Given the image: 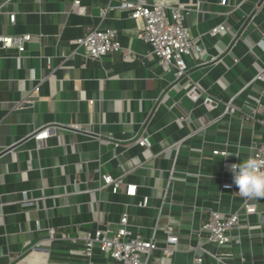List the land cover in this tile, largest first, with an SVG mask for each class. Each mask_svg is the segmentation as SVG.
I'll return each instance as SVG.
<instances>
[{"label":"crops","instance_id":"crops-1","mask_svg":"<svg viewBox=\"0 0 264 264\" xmlns=\"http://www.w3.org/2000/svg\"><path fill=\"white\" fill-rule=\"evenodd\" d=\"M75 1L0 0V36H31L21 53L0 45V264H114L86 258L78 237L115 230L124 214L162 244L175 227L174 252L156 249L150 264H264V198L250 199L256 212L243 213L233 242L219 247L202 229L212 210L243 209L238 188L221 185L264 144V113L252 110L264 105V0H164L187 6L185 24L205 49L178 84L137 37L139 22L113 7L119 0ZM96 27L115 30L123 51L90 59L74 40ZM241 33L249 43H234ZM195 82L216 108L187 96ZM144 122L150 146L134 142ZM99 172L121 190L103 187Z\"/></svg>","mask_w":264,"mask_h":264},{"label":"built area","instance_id":"built-area-1","mask_svg":"<svg viewBox=\"0 0 264 264\" xmlns=\"http://www.w3.org/2000/svg\"><path fill=\"white\" fill-rule=\"evenodd\" d=\"M119 4L113 6L129 13V16L138 21L140 26L137 29V37L146 41L152 47V54L158 58V62L163 70V75H172L174 81L172 84H178L181 80L188 78L190 64L188 57L205 51L204 47L197 43L190 29L185 24L186 11L185 4L170 3L159 0L153 4L145 3L140 0H119ZM225 0H222L224 4ZM80 1L74 2V7L79 8ZM107 13L106 10L101 12ZM11 22H15V16H11ZM226 28L223 25L213 28L211 36L222 34ZM249 43L247 38L241 33L234 37V43L239 40ZM31 40L29 34L23 36H0V45L3 48H17L19 53L25 51L26 42ZM79 46L87 50L88 57L92 60L102 58L108 53H118L123 51L118 33L115 30L96 27L87 35L74 40ZM127 58L130 53L125 54ZM220 55L211 58L212 63L219 62ZM257 80L264 81V74L259 73ZM196 83V84H195ZM194 85L187 91V96L193 101L203 97V103L209 108H216L217 101L210 95H204L199 89V84ZM39 91V86L35 92ZM234 111V107L231 108ZM254 115L264 113V105L258 101L252 108ZM184 117H182L183 119ZM147 131V122L142 124L141 130L137 134L135 141L142 146H150V139ZM50 136V130L39 131L35 138L39 141L47 139ZM214 154H225L219 150H214ZM248 157H253L259 161H264V144L253 146V150ZM100 173V172H99ZM103 187H110L113 193H118L123 183L110 174L100 173ZM137 186L126 184L125 191L128 195L136 194ZM222 190L237 189L234 180L225 182L221 185ZM148 198L138 203V206H147ZM256 212V205L246 198L243 209L237 211L222 212L212 210L208 219L203 223L202 229L207 234L208 242L215 243L221 247L233 242L232 230L239 224L243 213L250 214ZM164 243H160L154 238L145 237L139 230H135L130 225L128 214H124L115 230L110 225L97 227L94 232L81 234L78 240L82 242L83 255L92 260L96 255H101L106 259L113 258L122 264H150L152 252L156 249H162L166 254L174 252L179 243V237L175 234V227L169 226L165 232ZM161 244V245H160ZM201 259H195L200 262ZM112 264V263H111ZM220 264H227L220 262Z\"/></svg>","mask_w":264,"mask_h":264},{"label":"clouds","instance_id":"clouds-1","mask_svg":"<svg viewBox=\"0 0 264 264\" xmlns=\"http://www.w3.org/2000/svg\"><path fill=\"white\" fill-rule=\"evenodd\" d=\"M230 171L241 197L264 198V161L248 157L239 163H233Z\"/></svg>","mask_w":264,"mask_h":264},{"label":"water","instance_id":"water-1","mask_svg":"<svg viewBox=\"0 0 264 264\" xmlns=\"http://www.w3.org/2000/svg\"><path fill=\"white\" fill-rule=\"evenodd\" d=\"M109 260H110L111 262H113L114 264H122V262H120V261H118V260H116V259H113V258H109Z\"/></svg>","mask_w":264,"mask_h":264}]
</instances>
